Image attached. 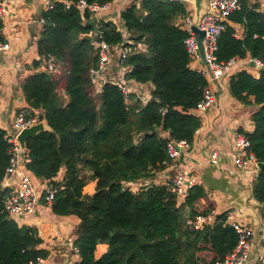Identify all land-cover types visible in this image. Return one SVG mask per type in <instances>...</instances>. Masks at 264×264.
Masks as SVG:
<instances>
[{
    "label": "trees",
    "instance_id": "16d2710c",
    "mask_svg": "<svg viewBox=\"0 0 264 264\" xmlns=\"http://www.w3.org/2000/svg\"><path fill=\"white\" fill-rule=\"evenodd\" d=\"M65 1L78 0H56L53 8L41 11L39 58L29 66L37 69L19 84L27 105L25 117L45 119L50 128L27 138L26 168L57 186L51 212L77 221L73 246L79 260L72 264H213L222 259L238 239L225 223L227 212L194 229L186 221L212 209H196L197 200L206 197L203 186L186 188L180 198L170 182H153L155 173L171 161L167 142H192L201 124L197 105L210 90L203 72L190 66L183 24L187 3L127 0L117 16L100 18L94 33L90 13L67 8ZM238 2L217 38L216 60L247 56L264 60V9L259 1ZM232 23L242 26L241 36ZM124 35L142 45L126 56L124 65L126 79L151 86L146 101L136 94L125 99L109 81L98 88L91 77L98 69L96 43L104 40L118 46ZM47 55L54 58L52 71L44 68ZM228 83L237 101L255 106L254 129L244 134L257 161L264 163V70L255 76L242 68ZM6 133L0 128V264H27L45 258L48 251L39 247L42 239L36 227L18 224L4 209L8 189L3 178L10 157ZM144 180L150 182L135 191L127 185ZM91 181L95 191L85 193L83 188ZM252 195L264 214V165L252 181ZM98 243L108 248L95 258Z\"/></svg>",
    "mask_w": 264,
    "mask_h": 264
},
{
    "label": "crops",
    "instance_id": "0c3cea01",
    "mask_svg": "<svg viewBox=\"0 0 264 264\" xmlns=\"http://www.w3.org/2000/svg\"><path fill=\"white\" fill-rule=\"evenodd\" d=\"M260 4L264 9V0ZM0 5L5 10L1 19V35L4 41L9 43V49L0 53V128L9 132L15 115L27 106L19 83L37 69L29 66L34 59L39 58L36 41L41 26L37 20L42 9L41 0H0ZM122 6L123 1H117L106 16H117V11ZM232 26L236 29V35L241 36L242 26L234 23ZM246 60L247 57L239 58L238 65L231 73L217 83H210V91L215 100L209 108L197 113L201 124L192 142L177 159L171 160L162 170L155 173L153 182L165 184L178 176H194L198 180L197 184L202 185L206 192V197L197 200L196 209L212 208L215 214L228 212L236 220L250 225L254 238L247 264H264V214L262 205L252 195V181L255 175L248 169L245 171L237 168L233 160L236 153L233 145L234 135L238 132H252L254 129L251 112L255 106L237 101L230 94L228 83L230 76L242 68L257 75L246 65ZM115 62L117 64L116 57ZM190 66L200 70L202 64L200 60H196L192 61ZM39 68L42 69L43 66ZM139 86L143 88V85ZM62 174L63 170L56 178L59 179ZM33 181L36 185L41 184L38 183L41 180L34 175ZM12 184V180L3 181V187L6 189ZM136 184L138 183L130 185ZM83 191L92 194L95 191V181L89 182ZM14 220L18 224L37 228L42 239L39 247L48 251L43 264H71L79 260L78 254L72 248L76 220L57 216L51 212L50 207L41 203L32 214ZM107 248L106 243H98L94 251L95 258L101 257ZM205 254L210 256L211 252Z\"/></svg>",
    "mask_w": 264,
    "mask_h": 264
},
{
    "label": "built area",
    "instance_id": "2783aa9c",
    "mask_svg": "<svg viewBox=\"0 0 264 264\" xmlns=\"http://www.w3.org/2000/svg\"><path fill=\"white\" fill-rule=\"evenodd\" d=\"M55 1L56 0H41V9L53 8ZM117 1L119 0H112L104 4L88 2L86 0H78L75 2L65 1L64 3L67 8L73 6L80 12L87 11L90 13L91 19L97 18V20H99L106 16V13L110 11ZM121 1L124 3L127 0ZM238 8V0H208V10L201 16L198 25L199 29L205 31V36L202 41L205 61H201L197 38L191 30L193 25L191 7L189 4L186 6V15L183 17L184 27L188 31V35L184 40L185 47L192 61L200 60L202 64L200 70L209 83H217L223 77L231 73L232 69L238 65L239 58H232L227 62H218L215 56V50L217 48L216 41L219 33L225 28V21L230 14ZM4 11V8L0 5V21ZM37 22L42 26L44 20L40 17ZM124 37L123 43L118 46H110L104 40H100L96 43V48L98 49V69L92 71V73H95L94 81H96L98 88L106 81H109L118 87L125 99H127L130 94H136L142 101H146L149 97V86L143 85L142 88L139 86L142 84L138 85V83L126 79L125 74L128 70L124 65L126 56L130 52L141 50L142 45L135 44L127 35H124ZM8 49L9 43L4 41L0 30V53ZM115 57L117 58V64L115 62ZM43 62L46 70H53L54 58L52 55H47L43 59ZM246 65L250 66L255 74H258L262 69L264 70V60L252 58L250 56H247ZM214 100V94L210 90L206 92L197 105L198 112H202L209 108ZM25 115L26 110H20L14 117L11 130L6 133V140L10 145L8 149L10 157L3 181L12 180L13 184L4 197L3 205L7 214L13 219L32 214L41 203L40 196L42 193H45V206L49 207L57 191V186L51 183L49 184L47 181L44 183L40 181L38 182L41 183L39 185L34 184L33 174L26 168V162L28 161L26 150L24 156H20V147L17 139L19 131L38 122L37 116H28L26 118ZM233 145L236 150L233 158L236 167L245 171L248 169L256 176L259 169L257 166L258 161L251 150L248 137L242 132L236 133L234 135ZM188 147L189 143L186 140H169L166 144V152L170 160H175L183 153L184 149ZM214 160L215 155L212 157V161ZM149 182V180H144L139 183L137 182L138 184L136 185L140 187ZM170 183L171 191L178 197L183 198L185 189L197 184L198 180L192 175L188 177L178 176ZM130 184L133 183L127 185L135 191V188ZM215 215L216 214L211 209L210 212L206 214L197 215L193 219H188L186 223L190 224L194 229H201L204 224L212 223ZM225 223L235 229L238 235L237 243L222 259L216 260L213 264H247L250 260L251 249L253 247L254 233L252 227L236 220L233 215L228 212L225 215ZM72 248L74 252L78 254L77 247L73 246ZM43 262L44 258L38 257L35 261H29L27 264H43Z\"/></svg>",
    "mask_w": 264,
    "mask_h": 264
},
{
    "label": "water",
    "instance_id": "95a60500",
    "mask_svg": "<svg viewBox=\"0 0 264 264\" xmlns=\"http://www.w3.org/2000/svg\"><path fill=\"white\" fill-rule=\"evenodd\" d=\"M186 2L191 6L192 10V21L193 25L191 27L192 32L196 35L197 38V45H198V51L201 57V61H205V55H204V47L202 44V41L205 36V31L199 29L198 25L200 22L201 16L208 10V0H181ZM213 12V11H212ZM97 18H93L90 21V24L93 26L94 33L97 32L96 29V23H97ZM92 79L95 80V73H92L91 75ZM50 130L47 122L45 119H41L40 121L36 122L35 124L25 127L22 130L19 131L17 135V139L19 142V147H20V156H24V152L26 150V140L28 137H31L35 135L36 133L40 131H46ZM264 165L263 162H257L258 168H261ZM22 218V216H20Z\"/></svg>",
    "mask_w": 264,
    "mask_h": 264
},
{
    "label": "rangeland",
    "instance_id": "374dc122",
    "mask_svg": "<svg viewBox=\"0 0 264 264\" xmlns=\"http://www.w3.org/2000/svg\"><path fill=\"white\" fill-rule=\"evenodd\" d=\"M252 1H256V0H252ZM257 1H259L260 3H263V0H257ZM135 186H137V185H133V187L135 188V190H137L139 188V186L138 187H135Z\"/></svg>",
    "mask_w": 264,
    "mask_h": 264
}]
</instances>
